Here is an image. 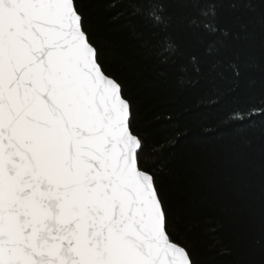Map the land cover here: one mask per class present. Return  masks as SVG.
I'll use <instances>...</instances> for the list:
<instances>
[{"label": "snow or ice", "instance_id": "snow-or-ice-1", "mask_svg": "<svg viewBox=\"0 0 264 264\" xmlns=\"http://www.w3.org/2000/svg\"><path fill=\"white\" fill-rule=\"evenodd\" d=\"M121 3L116 42L79 0H0V264H201L175 200L192 173L150 161L123 70L185 59L192 87L253 100L238 126L264 121V0ZM244 137L260 187L227 222L235 264H264V122Z\"/></svg>", "mask_w": 264, "mask_h": 264}, {"label": "trees", "instance_id": "trees-1", "mask_svg": "<svg viewBox=\"0 0 264 264\" xmlns=\"http://www.w3.org/2000/svg\"><path fill=\"white\" fill-rule=\"evenodd\" d=\"M79 3L89 20L98 22L114 41L125 38L119 24L101 19L123 11L121 0ZM186 63L185 59L172 63L143 56L123 70L126 89L133 101L137 134L146 143L150 161L159 169H177L178 177L192 173L175 190L176 203L183 209L179 227L187 229L180 234L193 240L201 264H235L237 233L227 221L241 215L245 200L253 194L249 189L258 194L260 187L259 177L246 166L244 133L264 121L245 114L251 123L238 126L241 122L232 119L235 110L253 100L232 95L227 79L218 78L214 87L203 81L192 87L189 72L181 69ZM245 224L251 226L247 219Z\"/></svg>", "mask_w": 264, "mask_h": 264}]
</instances>
